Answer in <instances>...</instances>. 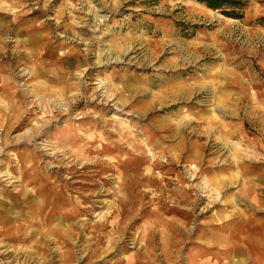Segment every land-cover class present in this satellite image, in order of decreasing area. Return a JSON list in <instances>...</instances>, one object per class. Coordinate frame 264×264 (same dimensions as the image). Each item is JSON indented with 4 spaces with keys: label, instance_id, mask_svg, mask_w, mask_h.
Returning <instances> with one entry per match:
<instances>
[{
    "label": "rangeland",
    "instance_id": "1",
    "mask_svg": "<svg viewBox=\"0 0 264 264\" xmlns=\"http://www.w3.org/2000/svg\"><path fill=\"white\" fill-rule=\"evenodd\" d=\"M244 1L0 0V264H264Z\"/></svg>",
    "mask_w": 264,
    "mask_h": 264
},
{
    "label": "trees",
    "instance_id": "2",
    "mask_svg": "<svg viewBox=\"0 0 264 264\" xmlns=\"http://www.w3.org/2000/svg\"><path fill=\"white\" fill-rule=\"evenodd\" d=\"M211 9H220L221 12L229 17L240 18V9L245 6L244 0H197Z\"/></svg>",
    "mask_w": 264,
    "mask_h": 264
},
{
    "label": "bare ground",
    "instance_id": "3",
    "mask_svg": "<svg viewBox=\"0 0 264 264\" xmlns=\"http://www.w3.org/2000/svg\"><path fill=\"white\" fill-rule=\"evenodd\" d=\"M2 37V36H1ZM0 37V39H2ZM1 43V42H0ZM5 49V48H4ZM2 52V51H1ZM115 62H117V63H119V62H122V58H115V60H114ZM9 69V68H8ZM10 83V82H9ZM4 85V84H3ZM1 86V85H0ZM8 86V85H7ZM0 88H5V86H2V87H0ZM35 91V90H34ZM9 92V91H8ZM38 93V92H37ZM57 94H58V92H56ZM55 93V94H56ZM55 98V97H54ZM58 98V97H57ZM48 99V98H47ZM51 99V98H50ZM60 99V98H59ZM50 100H48V102H49ZM51 101H52V99H51ZM54 101V100H53ZM55 102V101H54ZM7 106H8V104H7ZM68 106V105H67ZM64 110V109H63ZM58 112H59V110H58ZM9 122V121H8ZM1 123V122H0ZM2 125V124H1ZM36 130V129H35ZM34 130V131H35ZM36 131H39V128H38V130H36ZM34 134H35V132H34ZM7 142V141H6ZM107 162H108V160H107ZM109 163V162H108ZM70 169H73L74 167H69Z\"/></svg>",
    "mask_w": 264,
    "mask_h": 264
}]
</instances>
